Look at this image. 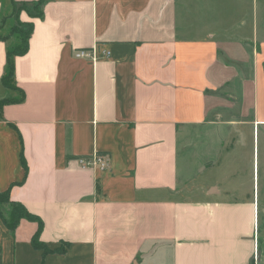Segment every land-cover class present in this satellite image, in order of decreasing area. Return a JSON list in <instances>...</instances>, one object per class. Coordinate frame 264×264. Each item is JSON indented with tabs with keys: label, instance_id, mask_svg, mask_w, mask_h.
<instances>
[{
	"label": "crops",
	"instance_id": "1",
	"mask_svg": "<svg viewBox=\"0 0 264 264\" xmlns=\"http://www.w3.org/2000/svg\"><path fill=\"white\" fill-rule=\"evenodd\" d=\"M35 1L0 0V194L60 252L0 221V264H264V3Z\"/></svg>",
	"mask_w": 264,
	"mask_h": 264
},
{
	"label": "trees",
	"instance_id": "2",
	"mask_svg": "<svg viewBox=\"0 0 264 264\" xmlns=\"http://www.w3.org/2000/svg\"><path fill=\"white\" fill-rule=\"evenodd\" d=\"M39 1H40V5H41L42 0H39ZM27 4H30V2H14L13 7H12L13 8L12 16L16 14L18 9L20 10L22 8H25V6ZM17 7H19V8H17ZM41 15H42L41 10H39L35 14H32V16H35V17H39ZM21 27L26 28V31L23 34V36H24L23 38H22V30L20 29ZM31 27H32L31 23H21L19 21L14 26V33H17L18 35H20L21 36L20 39H21V41L23 39L24 43H23L22 47L17 46L15 48H13L12 50L7 51L6 73L4 74V76L1 79V84L6 89L14 88V85H13L14 67H13L12 60L15 56L22 55L27 50V43H28V38H29L30 32H31ZM0 40L4 41V38L0 37ZM6 102L7 101H1L0 104H4ZM4 206H8V208H9V216L7 218L4 216V214L2 212V208ZM22 219L27 220V221L37 222V224H38L37 231L33 235V237L31 238V242H30L31 246L35 250H40L42 252V255L60 252L59 249H53V250L49 249L46 244H44L42 241H40L39 232H40L41 227H42V222L40 221V219L38 217L29 213L24 208L23 205L11 202L9 200V197L7 194H5V193L0 194V221L2 222L4 227L12 234L15 231L19 221ZM62 251H64V250H62Z\"/></svg>",
	"mask_w": 264,
	"mask_h": 264
},
{
	"label": "rangeland",
	"instance_id": "3",
	"mask_svg": "<svg viewBox=\"0 0 264 264\" xmlns=\"http://www.w3.org/2000/svg\"><path fill=\"white\" fill-rule=\"evenodd\" d=\"M255 1L256 0H242L243 11L251 12L253 3H255ZM257 2L260 5V9H261L262 8V4L264 3V0H257ZM226 4H227V7L229 9L230 7H232L235 4V1L234 0H226ZM40 7H41L40 1L38 0V1H35V2L31 3L26 8H28L29 11L32 12V14H35V13H37L40 10ZM17 8H19V7H17ZM261 20H262V18L259 17L257 32H258V35H259L260 39H262V41L264 43V21H261ZM20 29L22 30V38H23L24 37L23 34L25 33L26 28L25 27H21ZM243 31H244V33H247V32L251 33V26H250L249 23H248V26L243 27ZM10 35H15V38L19 39L18 47H22L23 46L24 40L22 39V41H21V39H20L21 36L18 35L17 33H14V27H12L10 29ZM209 179H210L209 176L205 177L204 174H203V176H198L196 178L195 185L196 186L203 185Z\"/></svg>",
	"mask_w": 264,
	"mask_h": 264
},
{
	"label": "built area",
	"instance_id": "4",
	"mask_svg": "<svg viewBox=\"0 0 264 264\" xmlns=\"http://www.w3.org/2000/svg\"><path fill=\"white\" fill-rule=\"evenodd\" d=\"M105 56H108V52H104ZM76 59H89L92 62L96 60V49L92 48L91 50H77L74 53ZM92 164L98 165L101 168H106L108 166V159L105 155L96 154L91 159ZM80 163L83 160H79ZM253 264H256V258L254 256Z\"/></svg>",
	"mask_w": 264,
	"mask_h": 264
}]
</instances>
